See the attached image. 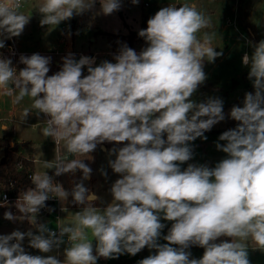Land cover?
Here are the masks:
<instances>
[{
    "label": "clouds",
    "instance_id": "clouds-1",
    "mask_svg": "<svg viewBox=\"0 0 264 264\" xmlns=\"http://www.w3.org/2000/svg\"><path fill=\"white\" fill-rule=\"evenodd\" d=\"M98 2L96 15L122 7L121 0ZM96 3L41 0L32 10L41 15V26L54 29ZM22 6L23 0H0V49L29 24L31 10L21 12ZM210 27L209 17L195 3L170 4L138 32L147 47L137 53L123 44L115 62L97 65L95 58L77 60L69 53L60 70L48 75L51 57L21 55L25 67L18 70L0 54V96L11 98L13 105L29 97L31 107L23 109L21 122L33 110L43 114V136L57 148L63 142L66 154L42 161L45 170L54 169L57 177L82 173L71 191L47 171L30 176L34 187L20 192L14 204L20 215L6 211L4 219L28 221L36 231L0 235V264H97L101 257L135 256L145 247L155 254L138 264H250L249 248L264 252V40L242 58L254 92L245 93L242 107L231 108L230 118L239 123L218 138L225 143L217 142L216 148L226 158L214 167L188 164L181 170L193 158L190 142L206 140L205 132L225 119L222 99H191L207 79L203 62L223 54L215 50L210 33L201 35ZM105 142L123 146L109 150L115 159L108 164L119 178L109 189L111 202L100 208L94 201L101 198L84 184L92 173L84 160ZM101 174L107 176L103 169ZM69 196L72 204L83 206L71 223L61 224L57 232L37 222L46 201L56 198L63 204ZM4 206L6 198L0 202ZM161 219L172 222L163 244L158 242L165 228ZM26 237L30 248L56 254H29L23 247ZM65 244L59 259L57 250ZM191 246L204 249L201 258H190Z\"/></svg>",
    "mask_w": 264,
    "mask_h": 264
},
{
    "label": "rangeland",
    "instance_id": "rangeland-1",
    "mask_svg": "<svg viewBox=\"0 0 264 264\" xmlns=\"http://www.w3.org/2000/svg\"><path fill=\"white\" fill-rule=\"evenodd\" d=\"M151 2V5L148 7H142V4H132L131 1H128L127 5L125 4L124 0H121L122 7L120 10L113 12L111 15H103L102 13L99 15H96L95 13H98L100 11V6L95 7L93 10L89 12H85L82 15H74L70 20H66L61 22L58 26H56L54 29L49 28V26H41L39 21L41 19V15L36 11L32 10V14L30 22L28 25L25 26V29L23 33L18 37L20 40L21 44V50L25 51L26 53H30L28 56H31L32 54L38 53L42 56L46 57H51V63L49 65L50 71L48 75H52L55 73L56 69V60H61L62 58L66 57L69 53L74 54V57L78 60L82 54L85 56H91L93 55L92 50H101V53L98 55V59L96 64L98 65L102 61H110V62H115L114 61V56L116 55L115 52L119 51L120 47L123 44L128 43V41L131 40L130 38V32L131 29L134 30H141V12L143 10H149L153 11L156 9V2L153 3L154 0H146ZM160 6L158 9L160 10L163 7L169 6L171 3L174 2H180L181 4L188 3L190 4L192 0H156ZM202 3H204L207 0H201ZM256 0H249L247 2V11L245 13L243 12H237L233 14L232 9H229L228 13H225L224 15L221 16V18L217 19L214 21L216 25H220L222 23H230L231 26L230 28L224 33L226 36H228V41L225 43H222L221 46L219 47L220 49L218 52H222L225 54L227 51L229 52V49L232 48V45L230 43L237 41V46L236 50H232L230 54H234L233 61L230 63V70L228 72L224 73V82H225V87L221 91L217 90V97L220 98L223 101V110L224 114L226 115L225 119L219 123H217L214 126L220 127V126H226V127H236L239 122L233 120L230 118V110L231 108L235 106H243V100L239 103L238 101L235 103L234 100L237 98L239 99L241 96H243L248 90L245 86L240 85L239 87H235L233 89H229L230 86H234L236 83H234L233 79L230 78L233 74L238 75L239 72H242L243 69L244 71H249V68L247 66L243 67L241 66L242 63H239V60L236 57V54L242 55V51L245 50L249 52H253V48L251 45L258 43L261 40H264V11L261 9L264 8V0H257V1H262L261 7L258 9H253V5L250 4V2H253ZM41 0H34L31 2L27 10L23 9L21 12L26 13L28 12L29 6L31 9H34L35 6L40 3ZM235 3L239 5V7H243L244 3L246 0H232V3ZM219 4V3H217ZM215 4V5H217ZM225 3H222L224 5ZM211 9V8H209ZM212 11V10H211ZM262 11V13H260ZM210 11H207V16L210 17ZM89 16L90 20L92 18H96L99 23H100V30H104L107 32L111 33H123L124 37H119L117 35L114 36H106L104 39L99 38L97 41H90V36H92L94 39L99 37L98 31L92 33L87 32L85 34L86 29H84V32H81L80 29L76 28V30H73V25L76 19L79 17H86ZM246 18V19H245ZM247 18H250V21L248 22ZM231 19V20H230ZM127 22L128 25H126L124 22ZM213 23V24H214ZM248 23L251 25V31L247 29L249 27ZM242 24L246 25L243 27ZM209 32V31H208ZM72 33L68 37V40L70 41L72 37L75 38V42L73 45V48L70 50L67 45V35ZM68 41V42H69ZM232 41V42H231ZM78 43V44H77ZM250 46V48H249ZM135 49L137 51H141L143 48H145V45L141 44L140 42H136L135 44ZM104 51V52H103ZM107 51V53L105 52ZM139 53V52H138ZM23 67H25L23 65ZM22 67V68H23ZM234 71L233 74H231L230 77H228L230 74V71ZM83 74L87 75V69L85 68L83 70ZM240 74V73H239ZM239 79V78H234V80ZM250 83H252L250 81ZM254 92V88L252 91ZM210 94H214V91L208 90V89H202L198 88L197 91L193 94L191 99L197 103L205 101L206 97H211ZM204 95V96H203ZM29 98V97H28ZM234 98V99H232ZM234 102V103H232ZM229 115V116H228ZM39 120V118H37ZM44 125L38 126V128H31L26 126V137L27 138H32L34 141V144L32 145V151L35 154L36 159V170L37 172H43L47 171V173H50V169H46L43 167L42 161H52V152L51 150L47 149V147L53 145L50 143L51 138H45L43 136L42 129L44 128ZM47 145L46 143H48ZM108 143V149H105V145ZM55 144V143H54ZM198 144L197 139L193 142H190V146L194 148L193 146H196ZM123 144H119L116 142H105L104 146L102 148H99L89 155L92 157V159H86L84 160V163H86L91 169H92V180H85L84 184L87 187L88 185L92 186V189L96 191L101 198L100 200L94 201V206L103 208L107 205V203L111 202L112 197L110 194V187L112 183L116 179L119 178V174H116L112 171L110 168L108 161L109 159H115V155L109 156V150L112 149L113 147L119 148L122 147ZM199 145H197L198 147ZM184 164V163H183ZM181 165V167L183 166ZM101 169H103L106 173L107 176H104L101 174ZM77 178L76 182L80 180V177L82 176V173L80 171L76 172ZM0 187L2 188L3 185L1 184ZM72 199V197H71ZM58 205V202H57ZM83 206L80 205H72V206H67L63 207L66 208L67 211H62L60 212V225L61 224H69L72 221V216L74 213L78 212L81 210ZM40 218H37L39 220ZM28 222V221H27ZM44 222V221H43ZM161 223L165 224V228L162 230L161 233V239L158 241L159 243H167L166 241L163 240V236L166 235L168 232V229L171 227L170 221H166L161 219ZM49 228L51 227H57L58 224L54 221V218L52 217L48 222H44ZM11 226H14V223L12 224H6L5 220H1V225H0V235H5V234H10L14 228ZM10 228L12 230H10ZM17 228V227H16ZM16 228L14 230H16ZM32 230V229H31ZM34 233L36 231V228H33L32 230ZM91 235V233L89 232ZM91 239V236H89ZM93 245L95 246V241H93ZM67 244L62 245L61 247L64 248L66 247ZM23 247L25 248V251L28 252L29 254L32 255H47L45 253H40L36 249H32L28 246V238L26 237L25 240L23 241ZM194 252V251H191ZM195 253V252H194ZM53 254H56L55 252ZM115 260V259H114ZM112 261V259H99L97 261V264H119L116 261ZM250 264H264V252H261V254L255 258H250ZM256 261V262H255Z\"/></svg>",
    "mask_w": 264,
    "mask_h": 264
},
{
    "label": "crops",
    "instance_id": "crops-1",
    "mask_svg": "<svg viewBox=\"0 0 264 264\" xmlns=\"http://www.w3.org/2000/svg\"><path fill=\"white\" fill-rule=\"evenodd\" d=\"M124 1H125V4L127 5L128 1H131V0H124ZM248 1L249 0H246L243 7H241V8L239 7L238 3L237 4H235L234 2L232 3V0H207L204 3H202L201 0H192L191 1L190 4L195 3L198 7V10L202 11L203 13L207 14V11L211 12L210 17H209V19L211 21V27L208 29L202 30L201 35L203 34V32L209 31L208 33H210L213 36L212 43H213V46L216 47V49H215L216 51H218L220 49L219 47L221 46L222 43H225L226 41L229 40L228 36H226L224 33L230 28L232 21H230V23L225 22V23H222L220 25H216V23H214V21L221 18V16L224 15L225 13H228L229 9H232L233 14L237 13V12L245 13V11L248 10V9H246V7H247L246 4ZM155 2H156V9L155 10H153V11L143 10L141 12L142 13L141 14L142 15L141 16V23H142L143 18H150L153 15H155V13L159 10L158 7L160 6V4H158V2L156 0H154L153 3H155ZM140 3L142 4V7H148L151 5V2L146 1V0H140ZM217 3H219V4H217ZM222 3H225V4L222 5ZM261 3H262V1H257V0L254 1V3L250 2V4L253 5V9H258L259 7H261ZM215 4H217V5H215ZM180 5H182V4L180 3ZM99 6H100V4L97 0L95 7H99ZM209 8H211V9H209ZM28 9L31 10L30 11V15H31L32 14L31 7L29 6ZM261 10L264 11V8H262ZM262 11L260 13H262ZM26 13H27V11H26ZM247 20L249 22L250 18H247ZM124 23L128 25V23L126 21ZM248 25H249V27H247V29L251 31V25L249 23H248ZM244 26H246V25L242 24L241 27L244 28ZM100 27H101L100 23L96 18H92L90 20V17L86 16V17H79L78 19L75 20L74 25H73V30H76V28H78V29H80L81 32H84L83 30L86 29L85 34L87 32L93 34L94 32L98 31V33H99L98 38L94 39L92 36H90L91 37L90 41L93 42V41L99 40V38L104 39L106 36H109L106 33H111V32H107L104 30H100L99 29ZM131 30H134V29H131ZM134 31H138V30H134ZM113 34H117V33H113ZM70 35H72V33L67 35V45H68V48L71 50L73 48L74 43L76 44V42H75L74 37H72V39L70 41L68 40V37ZM19 42H20V40H19ZM20 44H21V42H20ZM135 44H136V42H135ZM135 44H134V46H135ZM230 44L232 45V48L229 49V52L227 51L225 54H222L221 56L217 57L214 62H208L207 60H205L203 62V64H204L203 70L206 74L207 79L198 88L208 89V90L214 91V94H210L211 97H213V98L217 97V90L221 91V89L223 90L225 87V82L223 80L224 73L228 72L230 70V68H229L230 66H228V65H230V63L233 61V58H234V54H232V53L230 54V52L234 49L236 50L237 41H234ZM249 48H250V46H249ZM133 49L137 53L140 52V51H137L135 49V47ZM250 51L251 50H249V52L248 51L245 52V50H243L241 56L236 54V57L239 60V63L240 62L242 63V58H243L245 53H248L249 55L252 54ZM92 52H93V55H91V56H95L96 62H97V59L99 57L98 55L101 53V50L95 49V50H92ZM105 52L107 53V51H105ZM29 54L30 53L27 52L25 56H28ZM115 54H118V51L115 52ZM91 56H89V57H91ZM60 62H62V61L56 60L55 64L57 65ZM241 66L243 67V63ZM233 72L234 71L231 70L229 72L230 75L228 77H230L231 74H233ZM248 72L249 71H244V69H243L242 72H239L240 74L239 73H238V75L233 74L230 78H232L234 83H236V84L234 86H230L229 89H233L235 87H239L240 85H242V86H245L247 88L248 91L246 93L252 91L253 85H252V83H250V80L248 79ZM234 78H239V79L234 80ZM244 97H245V94L243 96H241L239 99L237 98L236 100H234V102L236 103L238 101L240 103L242 100H244ZM205 99H207V97ZM232 99H234V98H232ZM234 102H232V103H234ZM31 103H32L31 99L28 97H25V99L23 101H21L20 104L13 105L11 103V98L0 96V137L6 136V135L8 137H10L12 140L11 146L14 145L15 141L27 143L28 146L25 147V149H24L25 156L33 159L34 166H35L34 172H37V170H36V159L37 158L35 157V154L32 151V145L34 144V142H33L34 140L32 138L26 137V126L31 127L33 129L38 128V126H40V125L45 126L44 116H43V114H40L39 116H37L33 110V113H31L24 122H21V119H20L23 109L24 108H30ZM225 117H226V115H225ZM37 118H39V120H37ZM4 125L8 126V128L6 130L2 129V126H4ZM234 128L235 127L229 128L226 126H220V127L213 126L210 131L205 132L204 135L207 137L206 140H204L202 138H197V142H198L197 145H199V146L198 147H197V145L193 146L194 147V148H192L193 158L191 160L185 162L183 164V166L181 167V170L186 169L188 164H197V165L206 164L209 167H214L217 162L226 158L227 154L223 153L222 151L217 150L216 143L219 142L221 145H223L225 142L219 141L218 140L219 136L223 132L230 130V129H234ZM50 143L53 145V147L49 146V147H47V149L51 150L53 159L55 158V154H60V155L66 154L65 149L63 147V142H61V144L58 148L54 144L55 142L52 140V138L50 140ZM46 144L49 145V141ZM103 146H104V143L98 145L95 150L102 148ZM105 149H108V143L105 145ZM5 152H6L5 148H0V160L5 155ZM93 154L94 153L92 152V155ZM68 158L71 159L74 157L69 156ZM50 170H51V172L48 173V175L53 178V181L62 184L64 189L71 191V189L74 186V182H76L77 174L75 173L73 175L71 173H68V174H63V175L57 177L54 175L55 170L54 169H50ZM92 178H93V176L91 173V176L88 180H92ZM0 185H1V183H0ZM87 188L89 189L90 192L94 193L96 196L99 197L98 193L92 189L91 185H88ZM0 190H1V187H0ZM71 200H72L71 196H69L68 201L63 203V204L61 201L58 200L57 201L58 205H57V202L54 204L55 208L57 207L58 209H60V212H61L62 207H67V206L73 205L71 203ZM52 217L54 218V213L47 214V215L38 213L37 218H40V219L37 220V222L38 223L48 222ZM3 218H4V216H3ZM4 220H5L6 224L14 223V226H11V227L14 229L17 227L16 230H19L21 232H27L29 229L33 230V228H35L34 225L29 224L27 221H9L6 219H4ZM54 221L56 222L55 218H54ZM56 223L58 224L57 227H59L60 222L59 223L56 222ZM57 227H51L50 229L57 228ZM14 229H13V231H14ZM10 230H12V229L10 228ZM0 233H1V231H0ZM89 236H91V235L89 234ZM220 239L225 240V239H230V238L221 237ZM217 242H219V241H217ZM173 247H176V246L173 245ZM250 247H251V245H250ZM57 251L59 252L58 258L63 259V255H62L63 248L61 247ZM188 251H190V252L194 251L195 252V253L191 252L190 258L199 259L203 255V252H201L200 250H197V249H190L189 248ZM248 252H249V257L255 258V260L261 254L260 250H254L252 248H249ZM50 254H53V253H48L47 255H50ZM152 254H155V249L150 250L147 247H145L135 256H132L129 254H124V255H120L115 260L112 259V261L114 260V261L118 262L119 264H138V262L140 260H142V259H144V258H146ZM99 259H103V258L101 257Z\"/></svg>",
    "mask_w": 264,
    "mask_h": 264
},
{
    "label": "trees",
    "instance_id": "trees-1",
    "mask_svg": "<svg viewBox=\"0 0 264 264\" xmlns=\"http://www.w3.org/2000/svg\"><path fill=\"white\" fill-rule=\"evenodd\" d=\"M148 19L149 18H143L141 29H145L147 27ZM138 32L139 31L131 30L129 34L131 40L127 43L128 47L133 49L135 42H140L147 47L146 41L144 38L139 37ZM106 34L109 36L117 35L119 37H124L123 33ZM62 62L56 65L55 73L60 70ZM11 141V138L7 135L0 137V148L6 149L5 155L0 160V183L3 185L15 180L19 187L26 189L28 187H34L30 181V175L34 173L35 169L34 161L32 158L25 156L24 153V149L28 146V144L25 142L15 141L14 145L11 146ZM18 162H21L22 166H19ZM49 208L55 210V205L49 203ZM190 249H197L204 252V249L198 246H191Z\"/></svg>",
    "mask_w": 264,
    "mask_h": 264
},
{
    "label": "built area",
    "instance_id": "built-area-1",
    "mask_svg": "<svg viewBox=\"0 0 264 264\" xmlns=\"http://www.w3.org/2000/svg\"><path fill=\"white\" fill-rule=\"evenodd\" d=\"M33 1L34 0H23V6L20 9V11L23 9L27 10L28 5ZM172 4H175L176 7L181 6L179 2H174ZM0 54H2L4 58H10L13 62V66L17 67L18 70L23 67V64L19 63V57L21 55H26V53L21 50L18 37H13L12 39L5 40V47L3 49H0ZM81 56H85V55L82 54ZM91 57L95 58V56H91ZM95 62H96V58H95ZM46 119L47 117L44 116V121ZM18 165L22 166L21 162H18ZM24 190H26V188L19 187L18 183L15 180H12L9 183L3 185V187L0 190V202H3L6 198L7 206L0 207V225H1V220L2 219L4 220L3 216L6 211H11L14 215H20L18 210L15 208L14 204L20 192ZM57 201L58 199L56 198L49 199L48 201H46V207L41 209L39 213L45 214V215L54 213V218L56 222L59 223L60 222V209L56 207L55 210L49 211L50 209L49 203L54 205ZM57 228H52L51 230L58 232ZM65 240H66V237H65Z\"/></svg>",
    "mask_w": 264,
    "mask_h": 264
}]
</instances>
